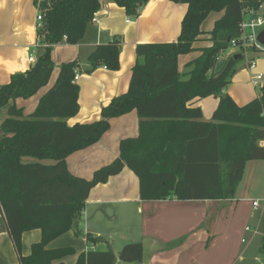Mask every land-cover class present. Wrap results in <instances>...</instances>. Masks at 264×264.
<instances>
[{
	"label": "trees",
	"instance_id": "1",
	"mask_svg": "<svg viewBox=\"0 0 264 264\" xmlns=\"http://www.w3.org/2000/svg\"><path fill=\"white\" fill-rule=\"evenodd\" d=\"M103 1L42 0L37 34L43 52L33 67L0 84V109L8 106L0 125V211L19 264H67L63 259L77 254L75 247L49 244L71 230L98 243L102 237L84 233L79 226L88 197L96 185L126 166L139 177L144 200H210L234 197L246 163L264 159V85L256 98L241 105L223 93L238 59L231 55L216 70L222 50L241 34L244 11L258 9L263 0H172L188 4L178 39L136 46L129 89L102 107L100 119L68 123L80 111L77 59L61 64L55 83L34 111L26 114L18 107L16 99L30 98L50 82L53 47L64 40L81 42ZM112 1L134 17L149 0ZM34 3L37 6V0ZM212 12L221 17L204 31L203 22ZM203 35L212 43L198 48L195 43ZM121 48L118 38L98 44L88 57L87 72L99 66L118 70ZM197 50L200 54L186 63L189 69L181 71L180 56ZM208 96L219 97L210 120L195 105ZM133 110L140 118L138 136L122 139L119 156L98 168L92 178L73 174L67 157L98 142L112 118ZM34 229L41 231V239L24 255L23 235ZM144 255L141 241L128 242L118 253L111 247L82 251L73 264H143Z\"/></svg>",
	"mask_w": 264,
	"mask_h": 264
},
{
	"label": "crops",
	"instance_id": "2",
	"mask_svg": "<svg viewBox=\"0 0 264 264\" xmlns=\"http://www.w3.org/2000/svg\"><path fill=\"white\" fill-rule=\"evenodd\" d=\"M187 9V3L149 0L138 16L133 17L128 16L116 2L104 0L98 12L99 22H94L81 42L70 44L64 40L53 47V52H56V56L52 53L55 68L48 85L32 97L18 98L14 102L23 107L26 114L34 111L41 96L55 83L61 64L77 59L80 63L76 80L80 86V111L68 118V123L73 125L100 119L102 107L129 89L132 68L137 59L136 46L140 43L176 41ZM37 15L34 0H0V84L8 83L14 73L24 72L35 64L29 61V57L38 41ZM213 26L205 29L202 25V29L209 31ZM208 37L203 35L195 46L211 45ZM117 38L122 45L120 68L110 70L99 66L87 72L91 67L88 57L96 46ZM35 51L38 57L43 52V46L39 45ZM191 53L180 56L181 71L189 69L186 63L198 56L200 50ZM208 102L212 105L210 110ZM218 104V96H208L195 105L202 109L203 118L210 120ZM7 116L8 106H5L0 109V125ZM139 120L136 110L112 118L110 128L98 142L67 157L71 172L92 178L98 168L119 156L122 139L138 136ZM0 133L2 135V130ZM260 200H264V159L246 163L234 197L210 200H144L140 196L139 177L126 166L108 181L96 185L88 197L83 231L102 237L101 240L92 243L71 230L53 240L49 246L75 247L77 254L63 259L67 264H73L82 251L111 247L118 253L124 244L136 241H141L144 246L143 264H252L249 251L260 240L262 245L259 250L264 252V233L261 234L263 239L255 243L261 220L250 224L255 219ZM255 201H258L257 206ZM251 225H256L258 230L254 232L251 228L248 231ZM246 236L251 240L247 244ZM40 239L39 229L25 232L22 253L29 254L32 243ZM254 259L259 261L264 258L261 259L257 250ZM0 264H19V255L3 211H0Z\"/></svg>",
	"mask_w": 264,
	"mask_h": 264
},
{
	"label": "rangeland",
	"instance_id": "3",
	"mask_svg": "<svg viewBox=\"0 0 264 264\" xmlns=\"http://www.w3.org/2000/svg\"><path fill=\"white\" fill-rule=\"evenodd\" d=\"M263 7L261 9V12H264V0H263ZM221 13L218 12H212L207 17V19L203 22V28L210 29L213 26L214 21H216L220 16ZM56 49V48H55ZM54 49V50H55ZM56 51V50H55ZM53 55H55L56 52H53ZM242 49H237L235 47H232L231 45L226 49L225 53L221 55V57L218 60V63L216 65V70L220 69L226 62L229 56L231 55H241V58L238 59L235 65V72L231 76V82L229 83L228 87L223 91L225 94L231 95L233 98L237 99V103H241V105L246 104L247 102H250L252 99L258 96L261 91L260 86H254L250 82V76L251 74H255L259 72H263L264 74V53H254L252 52L249 54V58L247 55H243ZM192 54V53H191ZM56 56V55H55ZM187 56V55H185ZM252 59L257 62V69L255 71H250L248 69V62ZM212 108V105L208 102V110ZM1 131V130H0ZM1 135V133H0ZM27 160H38L37 158L27 157ZM260 207L257 210V212L254 214L255 219L250 221V224H254L258 219L261 220V229L260 231L256 228V225H251L252 231L258 230L257 239L255 240V243L257 240H260L262 238V233H264V200H260ZM259 213H262L259 215ZM261 216V218H259ZM80 228L83 229L84 227V219L82 218L80 222ZM248 235V234H247ZM246 240H248L245 244L250 242L249 237H245ZM263 239V238H262ZM262 245V242L260 240V243L255 245V247L249 251V259L251 260L252 264H264V259L256 261L254 258L256 256L257 250L259 252V256L264 258V252L259 250L260 246ZM23 247V246H22ZM123 247V246H122ZM120 247V249L122 248ZM258 248V249H257ZM119 249V250H120ZM119 252V251H118Z\"/></svg>",
	"mask_w": 264,
	"mask_h": 264
},
{
	"label": "built area",
	"instance_id": "4",
	"mask_svg": "<svg viewBox=\"0 0 264 264\" xmlns=\"http://www.w3.org/2000/svg\"><path fill=\"white\" fill-rule=\"evenodd\" d=\"M42 0H37V8H38V15H37V25L36 27L38 28L41 25V22L43 20V14L41 13L40 9V3ZM263 7V3L260 5L258 9H246L244 11L243 19L240 24V36L238 38L232 39L230 42V45L232 47H235L237 49H242L243 50V55H247L249 58V54L252 52L254 53H264V44L261 43L258 40L259 33L264 30V12H261V9ZM99 12V11H98ZM98 12L94 13L93 17V22L98 23ZM128 21H131L129 19ZM39 45L43 44L41 43V39L38 36V41L34 45L33 50L31 52V55L29 57V61L32 63H36L37 61V56H36V49L39 47ZM226 50H222L221 55L225 53ZM220 55V57H221ZM248 62V69L252 72L257 69V62L252 59ZM78 79V73L75 76V81ZM250 82L254 86H260L262 87L264 85V74L263 72L251 74L250 76ZM254 205H258V201L254 202ZM247 230H251V227H248Z\"/></svg>",
	"mask_w": 264,
	"mask_h": 264
},
{
	"label": "water",
	"instance_id": "5",
	"mask_svg": "<svg viewBox=\"0 0 264 264\" xmlns=\"http://www.w3.org/2000/svg\"><path fill=\"white\" fill-rule=\"evenodd\" d=\"M258 40L264 44V30L259 33ZM236 59H240L241 55H236Z\"/></svg>",
	"mask_w": 264,
	"mask_h": 264
}]
</instances>
